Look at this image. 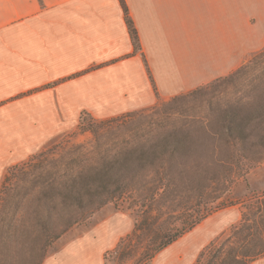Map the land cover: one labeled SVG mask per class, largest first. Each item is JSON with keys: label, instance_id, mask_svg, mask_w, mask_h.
<instances>
[{"label": "crops", "instance_id": "crops-1", "mask_svg": "<svg viewBox=\"0 0 264 264\" xmlns=\"http://www.w3.org/2000/svg\"><path fill=\"white\" fill-rule=\"evenodd\" d=\"M0 0V185L5 172L74 130L231 73L264 48V0ZM216 215L149 264H193L219 228ZM107 216L42 264H105L132 230ZM250 264H264V256Z\"/></svg>", "mask_w": 264, "mask_h": 264}, {"label": "trees", "instance_id": "trees-1", "mask_svg": "<svg viewBox=\"0 0 264 264\" xmlns=\"http://www.w3.org/2000/svg\"><path fill=\"white\" fill-rule=\"evenodd\" d=\"M121 1L137 49V32ZM257 57H264V48L254 54ZM248 67L217 78L214 86L237 84ZM260 76L201 117L155 127L137 138L116 139L83 159L65 154L55 158L48 149L34 154V161L10 167L0 185V262L18 248L24 264H42L70 228L118 199L135 209L137 217L130 233L104 255V263L108 256L122 257L137 243L142 245L138 263L149 264L209 215L242 203L228 198L231 184L264 159ZM136 114L100 120L83 113L78 125L95 120L88 128L97 137L102 129H118ZM242 205L238 222L207 243L193 264H250L264 256V193Z\"/></svg>", "mask_w": 264, "mask_h": 264}, {"label": "rangeland", "instance_id": "rangeland-1", "mask_svg": "<svg viewBox=\"0 0 264 264\" xmlns=\"http://www.w3.org/2000/svg\"><path fill=\"white\" fill-rule=\"evenodd\" d=\"M256 52L250 53L242 60L238 67L248 64L249 67L247 70L249 71L243 70L244 72L242 75H240L241 77L239 76L237 78V84L233 86L224 87L222 85H219L216 88L217 85L214 86V84L216 83V78L190 91L182 92L170 97L158 98L156 103L151 107L145 108L141 111L137 110L136 115L126 120H131L129 123H127L128 125L125 124L118 129H111L107 131H104L105 129H102L103 132H101V135H97V137L90 131L93 126H95L96 121L86 119L83 125H78L74 130L69 131L68 133H64L60 137L56 138L54 141L46 145V147H44L42 151L50 149L48 153L49 156L53 153V156H55V158H58L59 156L61 157L65 154L66 156L68 155L72 160H79L83 159L84 156L87 157L91 154H96L99 149L115 141L116 139L121 140L137 138L141 135L147 134L155 127L165 126L171 123L178 124L186 120L201 117L202 115H205L210 108L217 106V104H221L224 101H230L234 97L238 96L240 94V89L246 86L247 83L253 81L251 79H254V77L261 75V79H264V57L254 58V54ZM238 67H236L235 69H237ZM191 91H194V93L185 95L186 93ZM178 95L179 97L177 99H173L174 96ZM89 123L90 125H88ZM88 127L91 129H89ZM32 159L33 158L31 156L26 161L16 164V166L23 165L29 161H34ZM263 193L264 159L258 163L251 164L248 172L244 174L243 177L237 179L235 183L231 184L228 198L242 201V203L224 208L209 215H216L215 219L216 223L218 224L217 226L219 227L211 240L216 236L221 235L224 231H229V228L233 224H236L238 222L241 213L244 212L245 209L244 205H242L243 203H245L247 207L249 203H252ZM127 204V202L117 199L97 209L89 218L84 220L82 223L70 228L68 232L65 233L53 245V247L49 251L48 256L52 255L54 252L65 246L70 241L82 236L94 225L105 219L107 216L115 213L116 211L127 213L134 222L137 217L136 210L129 209ZM137 245L138 244L136 243L135 246L132 245L130 248L128 247L129 249H127L125 254L120 258H114L115 255L108 256L107 264H141L138 263V258L140 257V247L142 245ZM131 254L134 255L132 256ZM0 264H24L23 251L16 248V250H14L13 253L11 252L10 256L6 259L4 258V260L1 261Z\"/></svg>", "mask_w": 264, "mask_h": 264}]
</instances>
